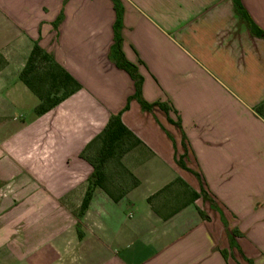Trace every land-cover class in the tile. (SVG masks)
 <instances>
[{"label":"crops","instance_id":"0c3cea01","mask_svg":"<svg viewBox=\"0 0 264 264\" xmlns=\"http://www.w3.org/2000/svg\"><path fill=\"white\" fill-rule=\"evenodd\" d=\"M241 1L264 29V0ZM35 44L80 84L43 114ZM121 111L140 143L107 186H128L79 217L81 154ZM0 149V264H264V38L234 0H0Z\"/></svg>","mask_w":264,"mask_h":264},{"label":"trees","instance_id":"16d2710c","mask_svg":"<svg viewBox=\"0 0 264 264\" xmlns=\"http://www.w3.org/2000/svg\"><path fill=\"white\" fill-rule=\"evenodd\" d=\"M234 3L239 15L246 21L251 32L258 37L264 38V29L260 27L250 17L248 11L243 6L242 1L234 0ZM119 22L120 20L118 17L115 24L116 31L119 26ZM114 57L116 64L119 67L128 71V73L134 79L136 85L135 96H138L141 91L142 77L138 72L137 66L132 64L125 58L121 49L120 38L117 34L114 45ZM39 58L49 60L58 69L57 73L53 75L54 77L53 79L54 81L59 82V84L57 85L58 90L59 91L63 90V94L61 96H58L54 99H52L51 97L49 98L48 96L46 97L45 94H43V92H41V90H39L30 79L29 75L35 69V62ZM21 77L22 80L40 98V104L36 108L38 114H43L49 111L50 109L58 105L61 101H63L65 98H67L70 94H72L80 87L78 81L55 60L52 54L45 51L41 46H39V44H35L28 58L26 67L22 72ZM142 104L146 109L151 108V104L147 102L142 101ZM128 106H129V102L126 105L125 109H127ZM121 115H122V111L117 114H113L110 117L109 122L104 128V130L100 134H98L91 143H89L86 146V148L83 150L81 154L82 157L86 158L92 164V166L94 167V171L89 177L88 189L78 213L79 217H81L88 209L96 187H102L108 190L110 193H112V196L114 197L115 200H118L120 198V196H115L116 194L113 191H111L107 186L106 169L108 167V163L111 159L117 157L119 164L122 155L130 148L140 143V139L123 123ZM97 141H101L102 146L101 149L99 150L98 157L95 158L94 156L88 155V151L92 147V145ZM118 149H121V151L117 152Z\"/></svg>","mask_w":264,"mask_h":264},{"label":"rangeland","instance_id":"374dc122","mask_svg":"<svg viewBox=\"0 0 264 264\" xmlns=\"http://www.w3.org/2000/svg\"><path fill=\"white\" fill-rule=\"evenodd\" d=\"M57 70L58 69L49 60L39 58L35 62V69L29 75L34 85L39 90H41V92H43V94H45L46 97L48 96L49 98L51 97L52 99L58 96H61L63 94V90L59 91L57 88L58 87L57 85L59 84V82L58 81L56 82L53 79L54 78L53 75L57 73ZM34 96H35V102L38 104V98L36 97V95ZM23 103L27 104V102H23ZM34 112L35 111H31V110H29V113L26 112L24 119L25 118L31 119V117L34 115ZM22 113L23 112L20 111V114ZM3 133L6 134V131H3ZM101 146H102L101 141L95 142L92 145V147L89 149L88 155H91L97 158L99 150L101 149ZM1 151L2 150L0 149V180H2V183H4L7 181H10L8 174L10 172V169H12L11 167L12 164L10 162L11 161L10 158H8L5 155L3 156ZM120 151L121 149L117 150V152H120ZM108 166L110 167L109 168L110 172L120 174L121 179H124V178L126 179L128 177L126 171L123 168H121L120 165L118 164L117 157H114L113 159H111L108 163ZM9 184L10 183H8V185ZM5 185L7 184L5 183ZM127 186L128 185H126V183H122L116 180L110 182V190L113 191L115 194L122 193L123 191H125Z\"/></svg>","mask_w":264,"mask_h":264}]
</instances>
